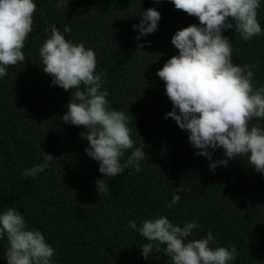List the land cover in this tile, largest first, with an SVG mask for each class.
Segmentation results:
<instances>
[{
	"label": "trees",
	"instance_id": "trees-1",
	"mask_svg": "<svg viewBox=\"0 0 264 264\" xmlns=\"http://www.w3.org/2000/svg\"><path fill=\"white\" fill-rule=\"evenodd\" d=\"M54 2L36 0L26 59L0 78V211L15 207L40 230L55 249L54 264H172L155 249L145 260L139 245L147 241L127 227L130 219L139 225L158 215L175 224L195 219L201 226L195 238L210 231L218 245H235L234 264H264V174L246 157L210 171L208 159L195 155L187 132L165 118L172 104L156 72L178 52L171 44L175 31L198 23L197 18L170 0H69L59 10ZM148 8H156L161 20L154 33L137 41L132 25ZM257 19L264 28V2ZM51 25L61 31L69 25L66 38L94 49L107 99L129 116L136 146L145 151L139 173L125 169L105 178L98 162L85 154L83 126L61 120L72 90L50 86L38 55L49 35L44 29ZM225 35L232 41L234 63L252 65L254 86H264V35L247 42L233 30ZM43 151L54 157L51 166L36 178H22L25 168L42 161ZM222 158L217 149L213 159ZM99 179L108 184V195L98 194ZM177 191L181 199L169 208ZM6 248V239L0 241V264H7Z\"/></svg>",
	"mask_w": 264,
	"mask_h": 264
},
{
	"label": "clouds",
	"instance_id": "clouds-1",
	"mask_svg": "<svg viewBox=\"0 0 264 264\" xmlns=\"http://www.w3.org/2000/svg\"><path fill=\"white\" fill-rule=\"evenodd\" d=\"M262 2L170 0L175 9L197 18L198 23L175 31L171 44L178 52L156 72L172 104L165 118L171 117L187 132L195 155L206 157L213 172L218 166L226 167L229 159L246 157L254 171L264 174V86H254L252 65L234 63L232 41L225 35L233 30L245 42L264 35L257 19ZM68 4L69 0H55L54 7L59 10ZM36 7V0H0V78L7 75L9 66L25 61L23 49L33 30ZM139 16V23L132 25L137 41L154 33L161 20L156 8ZM44 31L49 35L38 52L41 69L51 77L50 86L72 90L61 120L83 126L80 135L88 143L85 154L98 162V172L105 178L120 176L125 169L139 173L145 151L136 146L129 116L109 103L103 74L96 71L94 49L66 38L71 33L69 25L62 31L55 25ZM217 149L223 150L220 160L213 159ZM53 158L43 151L42 161L25 168L22 178L44 173ZM103 180L96 181V190L108 195L109 186ZM180 199L179 191L173 192L168 207ZM127 227L147 241L139 245L145 260L154 249L163 251L172 264H234L238 256L235 245H218L210 231L195 238L201 228L195 219L175 224L166 215H158L139 225L130 219ZM5 239L7 264H54L55 249L15 207L0 211V241Z\"/></svg>",
	"mask_w": 264,
	"mask_h": 264
}]
</instances>
